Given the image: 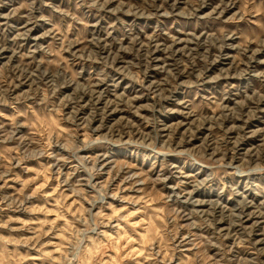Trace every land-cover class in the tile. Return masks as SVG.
Segmentation results:
<instances>
[{
	"label": "rangeland",
	"instance_id": "rangeland-1",
	"mask_svg": "<svg viewBox=\"0 0 264 264\" xmlns=\"http://www.w3.org/2000/svg\"><path fill=\"white\" fill-rule=\"evenodd\" d=\"M249 3L0 0V264H264Z\"/></svg>",
	"mask_w": 264,
	"mask_h": 264
},
{
	"label": "clouds",
	"instance_id": "clouds-1",
	"mask_svg": "<svg viewBox=\"0 0 264 264\" xmlns=\"http://www.w3.org/2000/svg\"><path fill=\"white\" fill-rule=\"evenodd\" d=\"M45 2H50V0H45ZM85 2L86 0H76L77 4H83ZM182 2L185 5L181 10L184 15H194L197 8L200 6L199 0H182ZM90 6L97 9L98 14L100 12L104 14H119L124 11H130L136 15L160 16L174 14L178 7V0H91ZM247 16L248 18L255 17V21L249 26V35L264 41V0H260L259 13L256 12V4L250 0L247 7ZM117 18L119 17L117 16ZM37 100L41 101L38 105H36ZM48 103H52V101L49 99ZM33 104L36 105L37 113H46L48 111V104L45 103L39 95L35 96ZM27 111L31 114L32 109H27ZM58 118L62 121L64 120V116ZM70 139H72L74 143L76 142V137H70ZM156 215V213H153L154 219ZM163 226L164 225L161 224V227ZM9 264H12V262L9 261Z\"/></svg>",
	"mask_w": 264,
	"mask_h": 264
},
{
	"label": "bare ground",
	"instance_id": "bare-ground-1",
	"mask_svg": "<svg viewBox=\"0 0 264 264\" xmlns=\"http://www.w3.org/2000/svg\"><path fill=\"white\" fill-rule=\"evenodd\" d=\"M185 201V200H184ZM197 203V202H196ZM198 205V204H197ZM238 218V217H237Z\"/></svg>",
	"mask_w": 264,
	"mask_h": 264
}]
</instances>
